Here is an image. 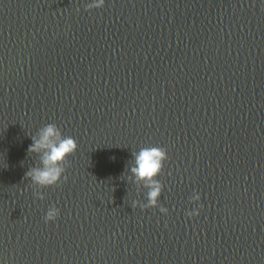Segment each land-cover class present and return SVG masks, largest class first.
<instances>
[{"label":"water","instance_id":"1","mask_svg":"<svg viewBox=\"0 0 264 264\" xmlns=\"http://www.w3.org/2000/svg\"><path fill=\"white\" fill-rule=\"evenodd\" d=\"M91 2L0 0V264H264V0ZM49 124L78 144L53 187Z\"/></svg>","mask_w":264,"mask_h":264},{"label":"clouds","instance_id":"2","mask_svg":"<svg viewBox=\"0 0 264 264\" xmlns=\"http://www.w3.org/2000/svg\"><path fill=\"white\" fill-rule=\"evenodd\" d=\"M105 6L106 0H92L87 5V10L103 9ZM41 150L44 151L42 161L44 166L43 168L33 169L28 173L29 177L36 184L46 187H53L61 183L62 179L66 181L67 177L63 176L65 169L61 165L78 151L76 140L71 136L63 137L56 125L49 124L41 131L39 139L34 140L29 148V151L33 153L40 152ZM167 160V151L155 146L141 148L135 154V166L132 167L131 171L140 181L145 183V186L150 188L148 203L147 205H140L141 208L147 209L158 206L162 186L156 177L163 171ZM200 199L201 197L198 193L193 194V204H197ZM160 212L165 215L168 214V210L164 208H160ZM199 215V208H195L187 213L190 219ZM59 217L60 210L53 206L48 209L45 222H55Z\"/></svg>","mask_w":264,"mask_h":264}]
</instances>
